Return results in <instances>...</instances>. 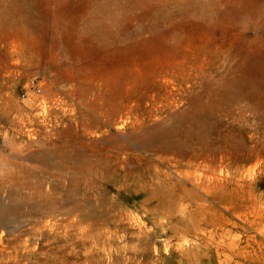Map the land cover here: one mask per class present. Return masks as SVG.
I'll return each mask as SVG.
<instances>
[{
    "label": "rangeland",
    "instance_id": "obj_1",
    "mask_svg": "<svg viewBox=\"0 0 264 264\" xmlns=\"http://www.w3.org/2000/svg\"><path fill=\"white\" fill-rule=\"evenodd\" d=\"M29 262L264 264V0H0V264Z\"/></svg>",
    "mask_w": 264,
    "mask_h": 264
},
{
    "label": "bare ground",
    "instance_id": "obj_2",
    "mask_svg": "<svg viewBox=\"0 0 264 264\" xmlns=\"http://www.w3.org/2000/svg\"><path fill=\"white\" fill-rule=\"evenodd\" d=\"M195 175V174H194ZM184 176V175H183ZM179 177V176H178ZM181 177V176H180ZM191 177V176H190ZM190 177L188 178V180H190ZM193 177V176H192ZM193 179V178H192ZM192 179H191V183H192ZM193 186H194V184H193ZM182 187V186H181ZM186 188V187H185ZM192 188V187H191ZM209 192V191H208ZM42 202V201H41ZM39 205V204H38ZM46 205V204H45ZM32 207V206H31ZM35 207V206H34ZM39 208H40V206H38ZM38 207H35L36 208V210H37V208ZM47 207V206H46ZM50 207H52V205H50ZM34 208V209H35ZM173 210H174V208H173ZM34 211V210H33ZM53 211V210H52ZM9 212V211H8ZM35 212V211H34ZM39 212H40V210H39ZM48 212V211H47ZM4 213V212H3ZM2 213V214H3ZM45 213V212H44ZM44 213H42V214H44ZM50 213H51V211H50ZM53 213V212H52ZM25 214V213H24ZM27 214V213H26ZM25 214V215H26ZM57 214V213H56ZM57 215H59V214H57ZM45 216H46V214H45ZM48 216H50V214H48ZM24 217V216H23ZM51 217V216H50ZM3 218H4V216H3ZM47 218V217H46ZM14 219V218H13ZM16 219V218H15ZM12 220V219H11ZM1 221H3L2 219H1ZM14 221V220H13ZM34 221V220H33ZM35 222V221H34ZM36 223V222H35ZM32 224H34V223H32ZM52 224H53V222H52ZM25 225V224H24ZM50 225V224H49ZM50 227H51V225H50ZM49 227V228H50ZM45 228V227H44ZM34 231H35V229H34ZM41 236V235H40ZM16 237V236H15ZM33 237V236H32ZM39 237V236H38ZM12 238V237H11ZM51 239V238H50ZM19 240V239H18ZM33 240H35V239H33ZM39 240V239H38ZM41 240V239H40ZM45 240V239H44ZM49 242V241H48ZM57 242V241H56ZM12 243H13V241H12ZM28 243V242H27ZM29 243H31V242H29ZM35 243V242H34ZM30 245V244H29ZM20 248V247H19ZM12 249V248H11ZM33 249V248H32ZM37 250V249H36ZM55 250V249H54ZM21 251H23L22 249H21ZM29 251H30V249H29ZM18 252V251H17ZM28 252V251H27ZM34 252H35V250H34ZM19 256V255H18ZM25 256L26 257H29L30 258V256H29V254H25ZM38 257H42V256H38ZM53 257V256H52ZM23 258V257H22ZM28 258V259H29ZM43 258V257H42ZM40 260H41V258H40ZM30 261V260H29ZM38 261V260H37ZM29 264H30V262H29Z\"/></svg>",
    "mask_w": 264,
    "mask_h": 264
}]
</instances>
